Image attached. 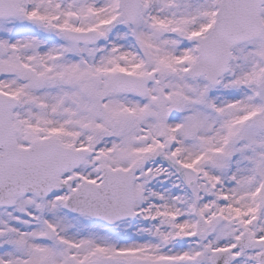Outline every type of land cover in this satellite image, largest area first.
<instances>
[{
  "label": "snow or ice",
  "instance_id": "snow-or-ice-1",
  "mask_svg": "<svg viewBox=\"0 0 264 264\" xmlns=\"http://www.w3.org/2000/svg\"><path fill=\"white\" fill-rule=\"evenodd\" d=\"M0 264H264V0H0Z\"/></svg>",
  "mask_w": 264,
  "mask_h": 264
}]
</instances>
